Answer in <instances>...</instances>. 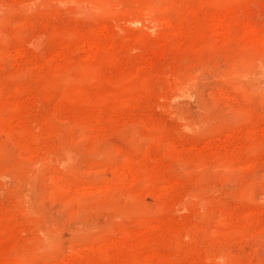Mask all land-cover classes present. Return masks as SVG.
<instances>
[{"label":"rangeland","instance_id":"1","mask_svg":"<svg viewBox=\"0 0 264 264\" xmlns=\"http://www.w3.org/2000/svg\"><path fill=\"white\" fill-rule=\"evenodd\" d=\"M0 264H264V0H0Z\"/></svg>","mask_w":264,"mask_h":264}]
</instances>
